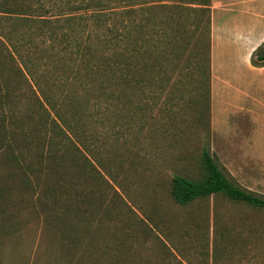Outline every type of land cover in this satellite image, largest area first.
<instances>
[{
    "label": "rangeland",
    "instance_id": "obj_1",
    "mask_svg": "<svg viewBox=\"0 0 264 264\" xmlns=\"http://www.w3.org/2000/svg\"><path fill=\"white\" fill-rule=\"evenodd\" d=\"M128 1L0 0V264H264V209L223 194L180 205L170 194L173 174L203 177L208 146L231 181L264 196V120L244 115L251 55L241 41L213 38L212 0ZM131 3L195 10L175 23L189 40L169 60V81L118 98L115 84L99 82L111 72L89 73L59 26L85 16L96 39L104 26L92 17L107 22L109 8ZM225 11L216 35L236 21ZM73 141L105 181L79 171Z\"/></svg>",
    "mask_w": 264,
    "mask_h": 264
},
{
    "label": "trees",
    "instance_id": "obj_2",
    "mask_svg": "<svg viewBox=\"0 0 264 264\" xmlns=\"http://www.w3.org/2000/svg\"><path fill=\"white\" fill-rule=\"evenodd\" d=\"M128 2H132V0ZM132 5V3L125 5L120 10L114 6L109 8L108 21H103V23L95 14L92 18L99 26H104L103 32L96 34V39L90 38V33L93 32L94 28H91L88 18L85 16L78 17L76 26L70 24V21L76 19L75 17L67 18L68 25L60 24L59 26L62 42L65 44L67 42L69 45L74 44L75 50H73L72 56H76L79 61L86 59L85 68L88 69L89 73L97 74L95 70L102 69L111 72L107 77L108 83L106 82V85L102 83L104 79L99 82L103 86L115 84L116 87L112 88V94L115 93L114 89L116 88L117 93H121L118 98L124 97L131 91L129 89L136 85H139V88L152 89L154 87L153 81L156 78L166 80L163 82L169 81V75H167L169 60L171 56L173 58L182 55L183 50H185L184 44L189 40L186 35L187 29L175 27V23L182 18V10H195L188 6H180L169 15H163L162 12L160 14L154 12L155 7L152 5H147L140 12ZM184 13L187 14V12ZM138 15H143V19L139 23L136 21ZM16 18L23 19L24 17L17 16ZM24 21H27V18H24ZM82 30L84 32H80ZM157 30L160 31L158 34ZM69 31H71L70 34ZM82 33H88L84 41L82 40ZM88 40L90 41L87 44L88 49L81 54L77 48L82 49ZM196 41L199 44L197 39ZM75 42L79 44L78 47ZM90 45H92L91 48ZM105 49L106 51L103 53H97V51ZM250 62L256 67L264 65V41L254 49ZM205 63L206 57L202 61L204 67L199 68L204 74L208 68ZM51 120L55 126L56 121ZM60 124V122L56 123L55 128L58 129L64 140H70L69 135ZM64 125L68 126L66 123ZM63 146L66 150V143H63ZM72 146L75 150L73 152L76 157L75 161L77 159L76 165L79 171L85 175V178L88 180L91 178L95 184L105 181L94 162L74 141ZM199 162L203 174L200 180H194L182 174L172 175L170 194L176 203L186 205L197 198L223 194L234 202L264 209V196L244 189L231 181L217 163L208 146L201 149Z\"/></svg>",
    "mask_w": 264,
    "mask_h": 264
},
{
    "label": "crops",
    "instance_id": "obj_3",
    "mask_svg": "<svg viewBox=\"0 0 264 264\" xmlns=\"http://www.w3.org/2000/svg\"><path fill=\"white\" fill-rule=\"evenodd\" d=\"M212 2L216 5L213 12V38L218 36L223 39L241 41L243 44L242 48H244L241 54L246 56L251 55L256 46L264 40V0H212ZM226 8H231L233 10L232 13H235L236 21H232L231 23L228 22L231 24V28L228 31H223L219 35H216L218 31L216 30V20L228 15L225 11ZM259 16H263V18L260 19ZM243 19L246 21L243 22ZM221 21L222 29L223 25L227 24V21L223 18ZM236 49L239 52L236 54H240V48ZM234 68V71H240L242 69L239 64L237 66L234 65ZM221 69L226 71L224 67H221ZM229 69L231 70L230 66ZM255 70H257L256 73H254ZM247 71L250 76L248 80L251 79V84L248 86V95H250L249 102L252 107L251 109L249 107L250 111H247L244 115L249 119L264 120V65L259 67L250 66V70ZM257 83L262 84L261 89L256 86ZM259 98H261V107H259L257 102ZM261 143L264 144V137H262Z\"/></svg>",
    "mask_w": 264,
    "mask_h": 264
}]
</instances>
